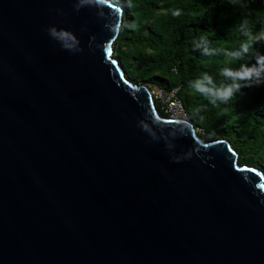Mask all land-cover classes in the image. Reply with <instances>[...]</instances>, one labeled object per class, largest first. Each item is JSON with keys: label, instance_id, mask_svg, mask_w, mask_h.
<instances>
[{"label": "water", "instance_id": "obj_1", "mask_svg": "<svg viewBox=\"0 0 264 264\" xmlns=\"http://www.w3.org/2000/svg\"><path fill=\"white\" fill-rule=\"evenodd\" d=\"M122 17L0 0V264H264L263 172L126 79Z\"/></svg>", "mask_w": 264, "mask_h": 264}, {"label": "trees", "instance_id": "obj_2", "mask_svg": "<svg viewBox=\"0 0 264 264\" xmlns=\"http://www.w3.org/2000/svg\"><path fill=\"white\" fill-rule=\"evenodd\" d=\"M106 1L123 12L115 45L129 52L114 58L126 78L135 73L132 83L177 90L187 121L202 128L204 142L227 140L239 164L264 174V71L259 86L234 90L227 100L198 90V85L213 91L244 85L223 70L259 67L252 52H241V44L248 31L264 37V0ZM177 10L180 14L173 15ZM254 51L264 55V38L254 44ZM135 60L141 63L139 69L133 66Z\"/></svg>", "mask_w": 264, "mask_h": 264}, {"label": "clouds", "instance_id": "obj_3", "mask_svg": "<svg viewBox=\"0 0 264 264\" xmlns=\"http://www.w3.org/2000/svg\"><path fill=\"white\" fill-rule=\"evenodd\" d=\"M86 2H91V0H81V3H86ZM179 14L180 13L178 10L173 13V15H179ZM50 32L54 34V30H50ZM246 36H247L246 40L241 44V52H243L244 54H248L252 52L259 67L243 66L241 70L238 71H233L228 68H225L223 70L225 76L230 77L235 81H245L246 83L244 85L236 83L232 86H227L218 91H213L211 89L204 87L203 85H198L199 91L203 93L212 92L213 95H216L223 100H227L232 96L234 90L238 91L241 87H252L254 84L256 86L260 85V83L262 82L261 71H264V55H261L259 52L254 51V44L258 43L260 38H264V37H254L252 36L250 31L246 33ZM235 55L238 56L239 53Z\"/></svg>", "mask_w": 264, "mask_h": 264}, {"label": "built area", "instance_id": "obj_4", "mask_svg": "<svg viewBox=\"0 0 264 264\" xmlns=\"http://www.w3.org/2000/svg\"><path fill=\"white\" fill-rule=\"evenodd\" d=\"M150 92L154 105L160 115L173 120L187 121L184 106L177 98V90L165 91L154 87L150 89Z\"/></svg>", "mask_w": 264, "mask_h": 264}, {"label": "rangeland", "instance_id": "obj_5", "mask_svg": "<svg viewBox=\"0 0 264 264\" xmlns=\"http://www.w3.org/2000/svg\"><path fill=\"white\" fill-rule=\"evenodd\" d=\"M129 51H128V49H126V48H124V47H119L118 45H115L114 44V48H113V57H118V58H120V57H122V56H124L126 53H128ZM133 63V66H135L136 68L138 67V69H139V66H140V62L138 61V60H135V61H133L132 62ZM137 72V71H136ZM126 77V76H125ZM134 78H135V73H132L131 75H129V76H127V80H134ZM130 82H132V81H130ZM141 85H145L146 87H148V88H150V89H153L155 86H151L150 84H142V83H140ZM155 88H157V87H155ZM192 90H190L188 93H190V94H193L192 92H191ZM157 106V105H156ZM157 108H159L158 106H157ZM241 115L239 114L236 118H239ZM196 129V133L199 135V137L201 136V135H203V131H202V128L201 127H197V128H195ZM242 161H243V159H242ZM239 163V162H238ZM240 165H244V164H240Z\"/></svg>", "mask_w": 264, "mask_h": 264}]
</instances>
